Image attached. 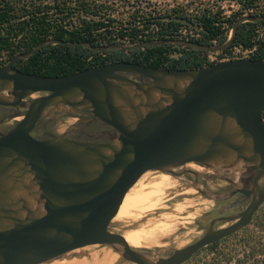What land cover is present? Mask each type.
<instances>
[{"label":"water","instance_id":"1","mask_svg":"<svg viewBox=\"0 0 264 264\" xmlns=\"http://www.w3.org/2000/svg\"><path fill=\"white\" fill-rule=\"evenodd\" d=\"M262 20L264 15L239 17L228 41L218 46L179 40L95 46L49 39L0 66V106L13 107L12 117H22L0 134V264H44L95 244L114 248L134 264H185L247 227L264 205V59L199 68L117 61L61 76L23 72L15 63L52 43L97 51L164 44L222 51L242 22ZM36 93L42 95L33 97ZM63 115H90L113 132L106 142L33 134L43 121ZM191 162L228 181L230 195L249 200L246 209L213 219L196 242L157 260L109 229L145 173L177 176L173 169ZM239 166L235 181L231 171ZM221 222L231 224L215 228Z\"/></svg>","mask_w":264,"mask_h":264},{"label":"trees","instance_id":"2","mask_svg":"<svg viewBox=\"0 0 264 264\" xmlns=\"http://www.w3.org/2000/svg\"><path fill=\"white\" fill-rule=\"evenodd\" d=\"M237 2L241 8L230 16H224L221 7L215 11L205 7L200 15L194 16L188 12L180 13V9L174 7L164 15L155 10L157 16H154L153 12L137 6L125 21L107 13V0H0V66L49 39L85 41L95 46L124 44L114 40V36H128L129 44L146 40L182 41L175 32L182 26H194L196 21L203 27V36L188 42L213 45V40L219 39V45H222L228 41L237 19L244 15L243 10L262 3L261 0ZM74 13L75 16L72 15ZM151 17L160 25L156 38L142 33L150 26ZM260 25H264V20L242 22L232 45L241 42L250 46L254 41L259 42L262 55L255 58L263 59L264 38L256 33ZM103 53L104 57L100 51L86 46L52 43L27 59H19L15 66L23 72L44 76L69 75L117 61L157 68H199L206 66L205 55L208 51L164 44L123 51L107 50ZM185 264H264V209L259 208L247 227L203 248Z\"/></svg>","mask_w":264,"mask_h":264},{"label":"rangeland","instance_id":"3","mask_svg":"<svg viewBox=\"0 0 264 264\" xmlns=\"http://www.w3.org/2000/svg\"><path fill=\"white\" fill-rule=\"evenodd\" d=\"M261 2L264 3V0H261ZM106 4L105 10H107V13L112 14V17L116 19L125 21L137 6H140L145 11L153 12L154 16H157L155 15V10L164 15L166 12L170 13V10L174 7L179 8L180 13L188 12L192 16L200 15L205 7L212 8L214 11L221 7L224 10V16H230L241 8L237 0H107ZM72 15L75 16L76 13ZM256 33L259 34V37L264 38V25L257 27ZM231 34L232 30L229 38ZM40 95L42 93H36L33 97ZM15 112L4 117L3 122L20 121L22 119L21 116L12 117ZM87 116L90 115L81 117L63 115L45 120L40 124V127L34 130V134L37 137H43L49 133H66L67 135L68 130L75 126L80 118ZM183 167L190 169L189 165ZM201 167L203 169H200L198 173L204 177L201 182H207V185L202 183L199 187L207 194H203L195 188L193 183L194 175L185 174L183 179H180L170 174L172 176L170 186L154 198V200L158 201L156 207L152 209L138 208L137 215L130 217L121 218L116 215L111 221L109 229L112 232L124 234L131 229H148L159 226V231L150 241L141 247L134 248L154 254L157 258H160L169 256L174 249L183 248L196 242L205 234L206 228L212 219L239 213V210L243 209L246 203L237 204L235 202V195H230L233 189L231 184L219 178L212 169L203 165ZM163 174L164 172L158 170L148 171L132 189H138L143 185L145 190H150L154 183L162 180ZM224 186H231V190L225 194L219 192L218 190ZM218 195L221 196L217 197ZM260 208L263 210L264 205ZM228 224L221 222L217 225L228 226ZM44 264L134 263L124 259L110 246L95 244L71 251Z\"/></svg>","mask_w":264,"mask_h":264},{"label":"bare ground","instance_id":"4","mask_svg":"<svg viewBox=\"0 0 264 264\" xmlns=\"http://www.w3.org/2000/svg\"><path fill=\"white\" fill-rule=\"evenodd\" d=\"M189 166L197 170L203 169V167L193 162L189 163ZM242 167L243 166H239L237 168H234L233 171H231L233 179L235 181H237L240 173L239 170H241ZM182 168L183 166L173 169V171L177 172L178 174L176 176L177 178L183 179V175L181 173ZM169 175L170 174L164 173L162 176V180L160 182L154 183L150 190H145L143 185L138 189H131L125 196L123 203L119 208L117 216L121 218L130 217L136 214L138 208L152 209L156 207L158 201L154 200V198L159 196L165 188L170 186L172 176ZM158 228L159 226H156V228L148 229L136 228L125 232L123 235L132 247H141L152 239V237L159 231ZM149 257L154 260H157V256H155L154 254H149Z\"/></svg>","mask_w":264,"mask_h":264},{"label":"built area","instance_id":"5","mask_svg":"<svg viewBox=\"0 0 264 264\" xmlns=\"http://www.w3.org/2000/svg\"><path fill=\"white\" fill-rule=\"evenodd\" d=\"M244 15H261L264 12V3H256L254 6H248L244 10ZM155 21V22H154ZM143 26V25H140ZM160 32V25L157 24L156 20L151 19L150 26L148 28H145L142 33L152 36L153 38H156L159 36ZM176 33L177 38H179L182 41H189V40H199L203 35V27L202 25L196 21V24L194 26L186 27L182 26L179 28V30ZM114 40L118 42H124L125 44H129V37H117L114 36ZM213 45H219V39L213 40ZM117 44H123V43H117ZM102 53V57L105 56L103 53L104 51H100ZM262 53L260 52V43L259 42H253L250 46H246L245 44L241 42H237L229 47L227 51H208V53L205 55V64L206 66L210 64H214L217 62L232 60V59H242V58H252L256 59V56H261ZM264 59V58H263ZM112 63V62H110ZM264 119V115H263Z\"/></svg>","mask_w":264,"mask_h":264},{"label":"flooded vegetation","instance_id":"6","mask_svg":"<svg viewBox=\"0 0 264 264\" xmlns=\"http://www.w3.org/2000/svg\"><path fill=\"white\" fill-rule=\"evenodd\" d=\"M15 67L18 68L17 66H15ZM15 111H17V110L15 108H13V107L0 106V134H2V133L4 134V133L9 132L10 130H12L17 125L18 122H12V123L3 122L4 121L3 120L4 117H6L8 114L13 113ZM111 132H113V128H111V127H109V126H107L105 124L98 123L97 121H93V120H91L90 116H87V117L80 118L78 120V122H76L75 126H73L70 130H68L67 136L70 137V138H74V139H81V140H88V141H97V142H106V141L109 140V133H111ZM33 134H34V132H33ZM196 164H198V163H196ZM185 165H189V163H187ZM198 165L202 166L201 164H198ZM191 168L192 167H190V169H185L184 168L183 170H181L182 175H185V174H190V175L192 174V176L194 175V177H193L194 185L201 186V184L203 183V182H201V180H204V177L201 176V174L198 173L199 170H197L195 168H192V169ZM203 184L207 185V182H204ZM229 190H231V186H228V187L224 186L222 189L220 188L218 191L222 192L223 194H225ZM222 196H224V195H222ZM232 196H234V195H232ZM234 197H235V202L237 204L246 203L245 207L243 209L239 210V213H240V212H242L243 210L246 209V207L249 204V200H247L240 193L235 194ZM230 224L231 223H229L228 226ZM220 227H223V225H215V228H220ZM206 230H207V228H206ZM219 241H221V240H219ZM219 241H217V242H219Z\"/></svg>","mask_w":264,"mask_h":264}]
</instances>
